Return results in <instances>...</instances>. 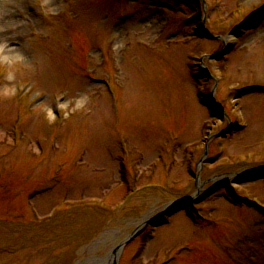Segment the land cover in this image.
<instances>
[{
	"label": "rangeland",
	"instance_id": "obj_1",
	"mask_svg": "<svg viewBox=\"0 0 264 264\" xmlns=\"http://www.w3.org/2000/svg\"><path fill=\"white\" fill-rule=\"evenodd\" d=\"M205 1L206 12L200 0H18L4 28L0 0V264H113L117 252V264H264V180L248 171L264 164V87L236 96L264 86V20L224 59L204 60L216 100L245 124L215 138L227 119L196 90L210 96L200 58L223 43L191 20L225 35L264 0ZM188 169L206 185L244 175L152 220L194 191Z\"/></svg>",
	"mask_w": 264,
	"mask_h": 264
},
{
	"label": "bare ground",
	"instance_id": "obj_2",
	"mask_svg": "<svg viewBox=\"0 0 264 264\" xmlns=\"http://www.w3.org/2000/svg\"><path fill=\"white\" fill-rule=\"evenodd\" d=\"M3 1L6 4V5L3 6L4 10H5V14L4 15L6 16V21L3 22L2 27L6 28V26H8L10 23H12L14 21V19L11 18V16H13V15L11 14V10L10 9H12V7L14 5L18 4V0H3ZM0 8H2V7H0ZM3 31L4 30L2 29V32ZM2 41H3V39L1 38L0 42H2ZM4 41H5V44H6L7 47H11L12 46V45H10V40L8 38H5ZM108 256H109L108 257L109 260L111 261V259L113 258V254L110 253Z\"/></svg>",
	"mask_w": 264,
	"mask_h": 264
},
{
	"label": "water",
	"instance_id": "obj_3",
	"mask_svg": "<svg viewBox=\"0 0 264 264\" xmlns=\"http://www.w3.org/2000/svg\"><path fill=\"white\" fill-rule=\"evenodd\" d=\"M204 35H205V33H204ZM226 51H227V49L224 50V52H226Z\"/></svg>",
	"mask_w": 264,
	"mask_h": 264
}]
</instances>
